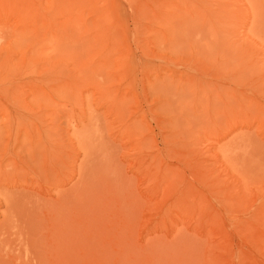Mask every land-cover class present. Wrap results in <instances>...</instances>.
<instances>
[{"label":"rangeland","instance_id":"374dc122","mask_svg":"<svg viewBox=\"0 0 264 264\" xmlns=\"http://www.w3.org/2000/svg\"><path fill=\"white\" fill-rule=\"evenodd\" d=\"M0 264H264V0H0Z\"/></svg>","mask_w":264,"mask_h":264},{"label":"bare ground","instance_id":"6f19581e","mask_svg":"<svg viewBox=\"0 0 264 264\" xmlns=\"http://www.w3.org/2000/svg\"><path fill=\"white\" fill-rule=\"evenodd\" d=\"M82 222V221H81ZM85 223V222H84ZM89 226V225H88ZM85 228V227H84ZM81 231V230H80Z\"/></svg>","mask_w":264,"mask_h":264}]
</instances>
